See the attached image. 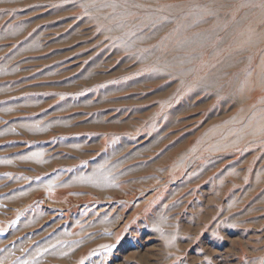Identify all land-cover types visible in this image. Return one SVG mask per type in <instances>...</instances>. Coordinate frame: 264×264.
Returning a JSON list of instances; mask_svg holds the SVG:
<instances>
[{
	"label": "rangeland",
	"instance_id": "374dc122",
	"mask_svg": "<svg viewBox=\"0 0 264 264\" xmlns=\"http://www.w3.org/2000/svg\"><path fill=\"white\" fill-rule=\"evenodd\" d=\"M0 264H264V0H0Z\"/></svg>",
	"mask_w": 264,
	"mask_h": 264
},
{
	"label": "snow or ice",
	"instance_id": "6c2138e0",
	"mask_svg": "<svg viewBox=\"0 0 264 264\" xmlns=\"http://www.w3.org/2000/svg\"><path fill=\"white\" fill-rule=\"evenodd\" d=\"M165 19H167V18H165ZM114 247H115V245H104L105 250L108 251V252H111L112 248H114Z\"/></svg>",
	"mask_w": 264,
	"mask_h": 264
}]
</instances>
